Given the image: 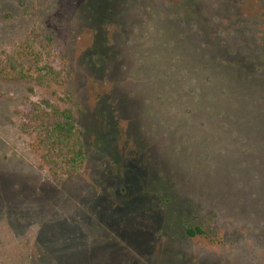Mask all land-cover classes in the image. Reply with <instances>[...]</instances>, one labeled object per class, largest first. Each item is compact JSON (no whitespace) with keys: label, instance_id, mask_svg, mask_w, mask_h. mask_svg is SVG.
I'll return each mask as SVG.
<instances>
[{"label":"rangeland","instance_id":"rangeland-1","mask_svg":"<svg viewBox=\"0 0 264 264\" xmlns=\"http://www.w3.org/2000/svg\"><path fill=\"white\" fill-rule=\"evenodd\" d=\"M32 31L61 82L0 80V264H264V0H0V61ZM41 100L71 179L20 130Z\"/></svg>","mask_w":264,"mask_h":264},{"label":"trees","instance_id":"trees-1","mask_svg":"<svg viewBox=\"0 0 264 264\" xmlns=\"http://www.w3.org/2000/svg\"><path fill=\"white\" fill-rule=\"evenodd\" d=\"M41 37L32 31L15 49L3 53L1 81L24 82L43 89L60 85V72L48 62L44 47L45 41L51 39ZM27 91L32 93L33 90L28 88ZM20 130L31 137L29 149L38 157L40 170L47 168L53 177L64 175L71 179L82 169L86 161L85 146L69 109H62L48 100L31 103ZM183 233L188 239L198 237L215 242L205 228L197 224L185 227Z\"/></svg>","mask_w":264,"mask_h":264}]
</instances>
